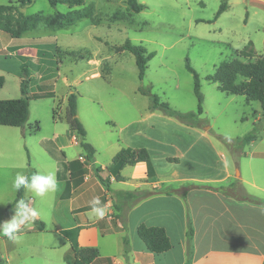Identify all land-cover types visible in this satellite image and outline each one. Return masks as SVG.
I'll list each match as a JSON object with an SVG mask.
<instances>
[{"label":"rangeland","instance_id":"rangeland-1","mask_svg":"<svg viewBox=\"0 0 264 264\" xmlns=\"http://www.w3.org/2000/svg\"><path fill=\"white\" fill-rule=\"evenodd\" d=\"M213 1L205 0L206 7H202L196 5L197 0H140L148 4V9L134 13L126 0H84V5L72 8L66 4L52 6L49 0H34L24 7L19 6V0H0V5H12L26 17L55 18L70 14L74 18L76 14L92 12L90 17L63 28H49L41 23L21 41L0 31V76L6 79L0 100L22 97L20 78L24 66L32 79L31 93L46 92L53 86L55 95L30 101V118L24 129L0 126V222L9 220L6 209L16 199L17 191L12 184L17 172L28 174L31 169L39 173L56 172L55 161L45 151L43 141L60 140L69 146L70 156L83 154L81 146L72 141L77 135L66 121L67 98L72 92L77 95V117L87 131L86 141L96 149L97 167L109 166L113 157L128 144L143 146L157 156L160 149L157 141L168 143L183 136L187 148L192 146L188 151L192 161L184 160L177 169L180 178L219 176L223 170L222 152L227 149L233 152L218 136L230 140L242 138L262 119V108L259 102L247 103L242 96L220 91L218 84L208 78L221 63L237 58L232 46L241 48L247 36H252L256 47L263 50L260 38L264 32L257 30L264 26V11L249 6L247 11L241 3L217 23H197L200 18H213L216 12ZM5 14L16 28L17 13ZM127 41L154 54L143 80L139 79L135 56L122 49ZM252 50L250 44L238 53L239 59L248 62L263 57L245 59ZM187 61L200 78L202 114H198L197 128L209 127L205 141L199 136L188 138V132L175 126H179L176 118L151 111L150 97L139 91L151 90L161 103L181 113H197L195 77L188 70ZM134 119L140 121L133 122ZM259 126L257 139L264 137V119ZM259 149L264 150V142ZM165 152L171 154L172 147H167ZM238 154L240 151L234 155ZM82 164L79 172L85 174L89 163ZM234 172L241 173V166L237 165ZM25 193L31 207L44 210L39 219L46 231L40 232L36 224L31 223L22 228V239L18 243L0 236L1 264L38 262L41 252L35 254L34 251L55 241L51 212L58 198L57 191L46 198ZM230 193L236 194L231 190ZM240 195L237 193L238 197ZM259 195L264 197L262 192ZM93 197H99L101 202L108 198L97 189L93 190ZM29 230L34 231L27 232ZM15 248L34 253L17 257L13 254Z\"/></svg>","mask_w":264,"mask_h":264},{"label":"crops","instance_id":"crops-1","mask_svg":"<svg viewBox=\"0 0 264 264\" xmlns=\"http://www.w3.org/2000/svg\"><path fill=\"white\" fill-rule=\"evenodd\" d=\"M213 2L216 12L222 2L227 4V10L216 21H213L214 14L213 18L197 19V23H210L211 21H213L211 23H217L241 3L247 11H249L248 6L264 11V0H214ZM144 5L148 9V4ZM196 5L206 7L205 0H197ZM261 31L264 32L263 25L257 30L258 33ZM29 32L24 33L20 38L10 36L12 39L21 41ZM260 39L264 43V35ZM250 44L254 51L252 50L249 56L244 57L245 59L256 58V56L264 57V44L263 50L257 48L252 36L243 39L241 48L232 46L236 57ZM30 52H28L29 56H33ZM96 75L101 77L100 73ZM22 79L21 76L20 83ZM30 94H53L55 96L53 86L46 92H30ZM31 100L37 99L32 98ZM132 121L139 122L140 120ZM176 123L181 126L175 125L177 128L189 133L188 138L199 136V139L205 141L208 136L206 131L209 127L199 129L179 121ZM72 132L77 135L72 137V141L80 145L78 134L75 131ZM157 142L160 148L156 152L157 156L149 150L153 169L151 173L148 170V164L140 162L121 170L119 172L121 180H118L111 169L112 162L109 166L97 167L94 145L91 144L95 149L94 159L88 164L91 172L88 170L84 174L79 172L82 164L79 158L85 157L84 154L70 156L69 146H65L60 140L43 141L45 151L56 164L58 198L54 201L51 212V219L54 223L52 233L56 237L51 244L34 251L35 254L41 252L38 262L29 264H67L65 256L75 245L80 248L98 250L99 257L92 264H185L187 261V209H189L194 229L190 264H264V205L227 196L220 190L221 187H228L239 182L251 198L264 201V197L259 195V192L264 193V150L259 149L260 144L264 142V137H258L256 141L248 144L237 157L228 149L230 154L227 150L221 151L223 170L218 177L203 179L180 178V174L177 173V169L184 160L188 159L190 163L192 161L188 152L192 146L187 148L185 144L187 140L183 141V136L168 143ZM167 147H172L171 154L165 152ZM126 148L135 149L143 148V146L128 144ZM237 165L241 166V173L235 174L234 169ZM95 169H101L99 175L109 181V188L100 182ZM214 185H219L220 188ZM95 189L102 191L103 196L105 194L108 197L102 202L107 208V215L103 219H96L89 215V202L93 199L91 196ZM166 189L178 192L160 193ZM152 190L159 192L143 200L127 197V193ZM27 202L31 207V202ZM39 218L36 219L40 220ZM124 223L127 225V231L123 228ZM141 224L147 227L164 228L170 238L172 248L161 254L149 251L138 236V227ZM31 231L34 230L27 232ZM126 236L130 242V249L127 253L124 247ZM34 252H21V248H15L13 254L21 257L22 253L33 254Z\"/></svg>","mask_w":264,"mask_h":264},{"label":"trees","instance_id":"trees-1","mask_svg":"<svg viewBox=\"0 0 264 264\" xmlns=\"http://www.w3.org/2000/svg\"><path fill=\"white\" fill-rule=\"evenodd\" d=\"M34 0H19L18 4L20 7H24L33 3ZM52 6H57L58 4H66L68 7H76L84 5V0H49ZM129 9L134 13H140L147 8L146 5L139 2V0H127ZM227 4L222 2L219 9L215 13L213 21H216L221 14L227 10ZM16 12L17 13V27H13L10 21V16L6 15L5 12ZM92 12L88 14H76L74 18L70 14L59 15L55 18L46 17L43 15H33L24 16V14L17 10L16 7L12 5H0V31L6 32L13 38H20L24 33L35 30L37 27L43 23L49 28H63L65 26H72L75 22L90 17ZM4 21H6L4 23ZM211 21V22H213ZM210 22V23H211ZM248 48V47H247ZM246 48V49H247ZM125 51L132 53L135 56L136 64L139 70V79L143 80L146 75L147 65L154 57L153 53H148L147 50L142 46L133 45L131 42L127 41L122 48ZM244 49V50H246ZM243 52V50L241 51ZM240 54V53H239ZM188 70L194 75V92L198 98V112L181 113L174 110L167 103H161L159 98L151 92V90L139 91L151 99V105L149 109L151 111H161L165 115L176 118L179 122L189 125L198 126V114H202V94L200 90V78L197 72L190 66L189 61H187ZM23 79L21 82V94L22 97L18 99H6L0 100V126H9L22 128L26 126L30 118V101L31 99H40L43 97H53V94H30V84L31 77L29 70L23 67ZM210 81L217 83L220 91L235 95L242 96L245 98L247 103L259 102L262 108V119L254 125L251 132L238 138L236 140H230L222 136H218L232 152L235 154L236 151H241L243 148L256 141L258 133L260 131L259 124L264 119V58L259 57L256 61L245 62L237 58L221 63L213 76L208 78ZM5 84V78L0 76V89L3 88ZM67 112L66 121L68 122L72 131H75L79 138V144L83 150L86 160L92 162L95 155L94 147L85 141L86 130L82 123L77 117V95L71 93L67 98ZM57 108L53 111V115H56ZM145 162L148 164V170L152 172L151 156L147 149L145 148H122L113 158L111 169L116 174V179L121 180L119 172L127 166H135L137 163ZM83 167V164L80 165ZM101 169H95V172L100 180V182L109 188V181L105 180L99 175ZM37 173L35 169H31L27 175ZM220 190L227 196L242 199L244 201H250L253 203H259L264 205V201H259L251 198L242 187L241 183L236 182L227 188L221 187ZM230 190L236 194L230 193ZM25 190L21 189L17 192L16 199L13 204L9 205L6 209V214L8 217L13 215V209L15 207L16 201L20 198L25 199ZM159 191H143L138 193H127V197L134 200H143ZM178 191L172 189H166L160 193L173 194ZM184 193V192H183ZM237 193L241 194V197L237 196ZM185 195V194H183ZM185 199V197H184ZM36 226L40 231H44V223L38 219H35ZM123 228L127 231V225L124 223ZM138 236L143 241L147 249L153 253L161 254L169 251L172 248V243L168 237L164 228L161 227H147L141 224L138 227ZM193 236L194 229L190 216L189 209H187V261L185 264H190L193 253ZM124 247L126 253L130 249V242L128 237L124 238ZM99 257V252L96 248H80L77 245L72 246L68 254H66L65 259L67 264H92ZM1 264V261H0Z\"/></svg>","mask_w":264,"mask_h":264},{"label":"clouds","instance_id":"clouds-1","mask_svg":"<svg viewBox=\"0 0 264 264\" xmlns=\"http://www.w3.org/2000/svg\"><path fill=\"white\" fill-rule=\"evenodd\" d=\"M12 187L19 192L24 189L33 196L39 198L49 197L57 191L58 181L55 171L47 173H33L27 175L24 172H17ZM90 203L89 215L96 219H103L107 215V208L99 197H93ZM43 209L30 207L26 199L20 198L15 203L12 217L0 222V236L7 237L12 242H20L22 239V228L35 222V219L42 216Z\"/></svg>","mask_w":264,"mask_h":264},{"label":"built area","instance_id":"built-area-1","mask_svg":"<svg viewBox=\"0 0 264 264\" xmlns=\"http://www.w3.org/2000/svg\"><path fill=\"white\" fill-rule=\"evenodd\" d=\"M79 160H80L82 163H85V162L88 163V161L86 160L85 157H80Z\"/></svg>","mask_w":264,"mask_h":264}]
</instances>
